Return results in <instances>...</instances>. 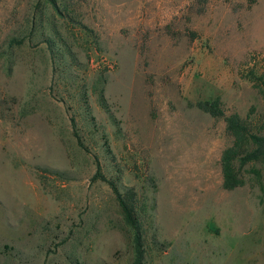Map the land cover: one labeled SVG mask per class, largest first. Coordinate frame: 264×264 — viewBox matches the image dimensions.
Returning a JSON list of instances; mask_svg holds the SVG:
<instances>
[{"label": "rangeland", "instance_id": "374dc122", "mask_svg": "<svg viewBox=\"0 0 264 264\" xmlns=\"http://www.w3.org/2000/svg\"><path fill=\"white\" fill-rule=\"evenodd\" d=\"M262 82L264 0H0V264H132L97 162L135 193L145 264H264V171L224 190L232 138L197 106L257 129Z\"/></svg>", "mask_w": 264, "mask_h": 264}, {"label": "trees", "instance_id": "16d2710c", "mask_svg": "<svg viewBox=\"0 0 264 264\" xmlns=\"http://www.w3.org/2000/svg\"><path fill=\"white\" fill-rule=\"evenodd\" d=\"M252 3H254V0H249V4L251 5ZM45 42L48 44V49L53 52L54 41L47 37ZM262 85L264 86V82H262ZM97 97L99 105L109 115L110 119L113 120V123L116 124L117 122L110 113L109 106L106 102L104 88L99 89ZM82 103L84 104L89 121L91 123L94 122L87 100L83 99ZM197 106L213 118H224L225 130L232 138L231 145L223 150L220 158L222 188L224 190H233L243 184V179L239 172L248 164H259L262 172L264 171V120L256 129V123L259 122L255 123L252 119H242L236 113L225 116L222 108L214 102L198 103ZM71 126L78 145L83 147L81 139L75 129L74 119L71 121ZM92 180L105 182L111 189L118 202L123 220L132 232V264H145L144 236L141 219L135 206V193L132 189H124L121 191L114 180L106 178L98 162L96 163V170Z\"/></svg>", "mask_w": 264, "mask_h": 264}]
</instances>
